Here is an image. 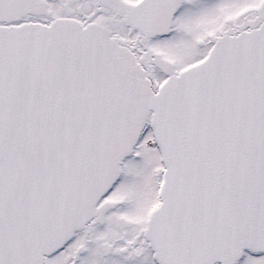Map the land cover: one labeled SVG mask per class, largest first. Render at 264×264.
Listing matches in <instances>:
<instances>
[{
  "label": "snow or ice",
  "instance_id": "snow-or-ice-1",
  "mask_svg": "<svg viewBox=\"0 0 264 264\" xmlns=\"http://www.w3.org/2000/svg\"><path fill=\"white\" fill-rule=\"evenodd\" d=\"M0 264H264V0H0Z\"/></svg>",
  "mask_w": 264,
  "mask_h": 264
}]
</instances>
